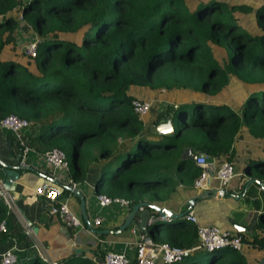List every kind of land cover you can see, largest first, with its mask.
I'll return each mask as SVG.
<instances>
[{
    "label": "trees",
    "instance_id": "trees-1",
    "mask_svg": "<svg viewBox=\"0 0 264 264\" xmlns=\"http://www.w3.org/2000/svg\"><path fill=\"white\" fill-rule=\"evenodd\" d=\"M21 23L38 42L35 58L15 47ZM10 44L13 53L0 58V121L17 115L40 127L44 153L63 151L74 183L85 180L90 165L114 156L101 167L97 193L105 183L106 197L129 207L145 193L157 197L154 189L170 181L164 173L186 148L230 161L241 129L264 140V0L256 8L226 0H0V49ZM238 86L247 94L237 93L245 98L236 109L230 90ZM133 89L168 96L154 124L171 118L172 137L145 136L132 107L141 95ZM120 139L129 148L118 151ZM117 159L122 167L106 179ZM252 167L264 181V163ZM246 199L259 208L254 193ZM7 212L0 201V224ZM255 220L250 235L237 233L240 251L208 252L200 264H260L264 211ZM159 229L151 234L158 244L191 249L198 240L189 223L162 240ZM197 253L178 264L197 263ZM27 264L47 263L36 254ZM68 264L96 263L73 257Z\"/></svg>",
    "mask_w": 264,
    "mask_h": 264
},
{
    "label": "crops",
    "instance_id": "crops-1",
    "mask_svg": "<svg viewBox=\"0 0 264 264\" xmlns=\"http://www.w3.org/2000/svg\"><path fill=\"white\" fill-rule=\"evenodd\" d=\"M259 1L257 0V2ZM32 43L34 42H15V47L17 51H21L27 56L25 47ZM12 48V44L6 46L5 50L7 51L3 54V57L12 54L14 49ZM152 94H155V92L150 91L147 95L145 92L139 93L143 97L140 101L148 102L151 105V111L142 121L145 124L143 130L145 136L149 134V128L156 122L160 110V107L154 109L153 105L156 100L155 97H152ZM157 95L160 105L168 100L166 94L161 96L157 93ZM146 96L151 97L150 101L144 98ZM238 108L239 106L236 109ZM145 118H147L146 123ZM38 128L32 129L30 123V126L22 130L17 136L11 131L0 127V160L6 164H22L30 168L21 173L20 179L15 183V191L8 193L11 200L9 205L0 197V201L8 209L7 218L4 220L7 231L0 234V261L6 254L11 253L16 257L15 264L17 262H29L31 257L36 254L47 264H68L73 257L87 259L98 264L103 254L116 253L123 254L134 264L137 255L136 243L144 237L143 233L138 230L137 222L134 221L128 229L119 235L105 233L109 230H116L121 226L131 207L119 203L102 206L98 201V196H106L105 191L102 189L98 195L96 189V182L101 175V167L113 160L114 156L90 165L85 180L82 183H74L68 169H54L46 162L44 157L45 145H43V140L38 137L40 132ZM263 142L259 139L253 141L249 134L241 129L235 138L231 160L229 161L227 156L214 158L216 165L223 161H229L235 166L236 149L239 146L245 149L242 150L245 155L240 157L243 161L242 168L235 170L236 177L224 188L228 195L222 198L216 196L208 199H197L191 211L197 222L196 224L189 223L191 227L196 229L198 227H217L232 234H237L238 232L234 226H238L246 229V232L241 233L251 234L256 224V216L264 211V190H261L257 185H251L247 189L244 198L234 200L230 196H239L242 194L246 182L256 179L254 171L261 169L251 168V166L256 165L258 162L264 163ZM119 143L118 151L127 149L130 146L127 140L120 139ZM187 149L180 153L174 168L164 173L170 178V181L154 189L153 193L157 197L151 198L149 197L151 193H145L141 202H149L160 208H166L175 214H181L186 211L190 199L212 187L219 188L217 181H212L210 188L207 186L197 188L195 186L196 179H192V174L195 173L196 169H200L195 165V162L184 161L190 164L187 163L180 168L179 164L183 161L182 156ZM251 161L253 163H250ZM249 165H251L250 169H247ZM112 174L110 172L105 178H112ZM47 183L62 189V199L67 202L71 212L81 219L83 227L79 229L68 228L57 216L49 214V204L36 194V190ZM67 186L73 187L84 197L85 220L81 215L79 198L70 191H66L65 187ZM249 192L255 194L259 204L258 209L247 202L246 197ZM185 216L178 218V221H185ZM95 219H100L99 225L94 224ZM173 222L174 220H169L165 223L170 224ZM167 227H162L155 232L157 240L164 239L170 233ZM151 234L148 237L152 239ZM29 249L31 250L30 253ZM76 250H80V252L77 253ZM243 253L247 254L245 251ZM155 264L165 263L158 259Z\"/></svg>",
    "mask_w": 264,
    "mask_h": 264
},
{
    "label": "built area",
    "instance_id": "built-area-1",
    "mask_svg": "<svg viewBox=\"0 0 264 264\" xmlns=\"http://www.w3.org/2000/svg\"><path fill=\"white\" fill-rule=\"evenodd\" d=\"M21 20V17H19ZM37 41L25 47V54L30 58L36 57ZM132 107L139 120L143 121L144 117L151 111V105L148 102L134 100ZM30 122L20 118L17 115H10L0 121V127L11 131L14 135L27 129ZM45 160L54 169H68V162L63 151L54 149L44 153ZM195 165L200 168L201 172L195 181L197 188H202L209 185L210 181H217L219 188H226L230 182L236 177L234 166L229 161H223L216 165L215 160L208 154H197ZM36 194L43 198L49 204V214L57 216L62 223L71 229H79L83 227L81 219L69 209L67 202L62 199V189L55 187L49 183L43 184L36 190ZM0 197L9 205L10 197L6 191L0 188ZM99 204L102 206L111 203H119L129 206L128 202L120 199H110L106 196H98ZM185 221L190 224H196L195 216L190 212L185 216ZM95 225L100 224V219H95ZM6 224H0V234L6 232ZM198 241L191 249L172 247L168 244L155 243L149 237H142L136 243L137 255L134 264H155L158 259L165 264H177L183 260L187 253L194 254L201 250L212 252L224 248H231L240 251L242 248L241 237L237 234H232L227 230H222L217 227H198ZM103 264H132L123 254L105 253L100 258ZM16 257L11 253L6 254L2 259V264H15ZM95 262V259H94Z\"/></svg>",
    "mask_w": 264,
    "mask_h": 264
},
{
    "label": "water",
    "instance_id": "water-1",
    "mask_svg": "<svg viewBox=\"0 0 264 264\" xmlns=\"http://www.w3.org/2000/svg\"><path fill=\"white\" fill-rule=\"evenodd\" d=\"M149 133L155 136H165V137H172L174 135L173 130V121L171 118L166 119L165 121H161L157 124H153L149 128ZM197 155L192 152L190 148H188L183 156V161L188 162H195ZM30 168L27 166H24L22 164L20 165H14V164H6L3 163L0 160V188L3 191H6L7 193H11L15 191L16 188V181L20 179L21 173L24 171L29 170ZM212 185V181H210L208 187L210 188ZM251 185H257L261 190H264V182L252 179L248 180L244 186V190L242 194L239 196L231 195L230 197L234 200H239L244 198L247 189ZM66 191H70L72 194H74L77 198L80 200V208H81V215L83 216L85 220V199L82 196V194L75 190L71 186L65 187ZM228 192L224 189L219 188H210L203 192L202 194L198 195L195 198H192L187 203V209L185 212L181 214H175L174 212L166 209V208H160L156 205H153L149 202H139L138 204L132 206L130 208L129 213L123 220V224L119 226L116 230H109L108 232H105L106 234H112V235H119L124 230L128 229L130 225L135 221L138 225L139 232L143 233L144 236L148 237L149 234L152 233V231L155 228H162L163 224L165 222H168L169 220H174L181 218L185 216L186 214L190 213L193 210L194 205L196 204L197 199H208V198H214L218 196L219 198L227 196ZM163 223V224H162ZM234 228L237 230L238 233L246 232V229L234 226ZM77 253L80 252V250H76ZM190 253H187L186 256H188ZM98 264H103L102 260L100 259L98 261ZM260 264H264V260L260 262Z\"/></svg>",
    "mask_w": 264,
    "mask_h": 264
},
{
    "label": "rangeland",
    "instance_id": "rangeland-1",
    "mask_svg": "<svg viewBox=\"0 0 264 264\" xmlns=\"http://www.w3.org/2000/svg\"><path fill=\"white\" fill-rule=\"evenodd\" d=\"M226 1L229 4H235V5L244 4V5L252 6L253 8H256L258 6V4H259V2H257V0H226ZM248 18H249L248 21L251 22L250 24L251 25L252 24L254 25V22L252 21V15L249 16ZM18 20L21 22L20 18H18ZM14 36H15L16 42H30V41L35 42L34 41L35 40V36H33L31 34L29 27L27 25L23 24V23H21L20 28H18L16 30V32L14 33ZM4 49L5 48L0 49V58L3 57V51H4ZM235 86H237V85H235ZM240 86H241V88H243V85H240ZM240 86H238L236 90H234V88H232L230 90L232 92H236V93H234L233 97L236 98V106H239V107L241 106L242 99L245 98V97L243 96V98H242L241 95H238L237 93H240V94L246 93L247 94V90L245 89V90L242 91V89H240ZM131 92L132 93L133 92L135 93L134 89ZM142 92H145L146 95H147L150 91H148L147 89L137 90L135 94H138L139 95V93H142ZM157 96L158 95H157L156 92H155V94H152V97H155V100H156V101H154V105H153L154 109H158V107H160L159 97H157ZM141 98H143V97H141ZM144 98H146L147 101H150V98L151 97L146 96ZM146 122H147V118H145V123ZM43 130L47 133L46 135L48 136L49 133L47 132V130H45V129H43ZM244 131L248 133V131L246 129H244ZM249 136H250L251 139H253V141L256 140L250 134H249ZM262 141H264V140H262ZM242 150L244 151L245 149H243L241 146H239L236 149L237 152H236V155H235V158H234L235 159L234 170L241 169L242 166H243V161H242V159L240 157H242V155L244 156L245 153H242ZM159 153H160L159 151L155 150V151H152L151 152V155L152 156L153 155L156 156ZM239 153H240V155H239ZM250 163H253V162L251 161ZM121 165H122V163L118 159L116 161H114L109 166V171H108V173L106 174L105 177H107L110 172L113 173L111 175V177H112L117 172V170L122 167ZM128 167H129V165H127V168ZM104 187H105V183L103 184V187H102V190L103 191H104ZM179 223L187 224L184 220H179L178 221V219H174V222L173 223H170V224L164 223L163 224V227L168 226L167 227L168 228V231L169 232H172L174 230V226L175 225H178ZM196 256H197L196 257L197 258V260H196L197 263H195V264H200L201 262L204 263L207 260V258L209 257V254H208V252L206 250L203 249V250L199 251ZM27 263L28 262H25V261L24 262H20V264H27Z\"/></svg>",
    "mask_w": 264,
    "mask_h": 264
}]
</instances>
